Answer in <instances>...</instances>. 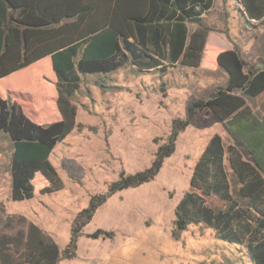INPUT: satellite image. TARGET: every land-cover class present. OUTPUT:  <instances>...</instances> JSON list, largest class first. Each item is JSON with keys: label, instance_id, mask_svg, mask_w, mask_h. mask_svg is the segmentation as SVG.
I'll return each instance as SVG.
<instances>
[{"label": "trees", "instance_id": "obj_1", "mask_svg": "<svg viewBox=\"0 0 264 264\" xmlns=\"http://www.w3.org/2000/svg\"><path fill=\"white\" fill-rule=\"evenodd\" d=\"M215 1L0 0V79L30 68L23 82L0 83V133L13 146V200L65 187L50 155L77 126L74 98L83 85L92 82L107 91L117 86L112 73L129 65L161 75L182 65L219 69L227 76L190 102L188 115L173 120L149 167L121 170L106 192L91 197L76 215L63 249L26 216L0 213V264H62L77 258L79 238L97 210L113 194L153 181L176 151L178 135L206 111L225 122L250 159L214 134L176 206L173 234L201 225L213 230L242 264H264V115L247 99L264 93V57L250 62L237 44L222 49L207 41L211 32L229 36L227 27L216 31L208 22ZM236 1L245 16L264 22V0ZM47 107L41 117L38 112ZM87 236L112 238L114 233L98 229Z\"/></svg>", "mask_w": 264, "mask_h": 264}, {"label": "rangeland", "instance_id": "obj_2", "mask_svg": "<svg viewBox=\"0 0 264 264\" xmlns=\"http://www.w3.org/2000/svg\"><path fill=\"white\" fill-rule=\"evenodd\" d=\"M242 10L236 0H216L208 22L216 31L227 27L229 36L211 32L207 41L219 48L237 44L243 56L254 62L264 57V22L252 21ZM111 76L117 86L105 91L91 82L74 98L77 126L50 155L64 181L62 190L13 200L9 170L13 146L0 133V213L26 216L50 233L61 249L70 241L76 215L91 197L106 192L121 170L136 173L149 167L173 120L188 115L190 102L227 78L219 69L182 65L165 75L138 72L129 65ZM247 99L262 116L264 95ZM48 108L38 114L42 117ZM214 134L236 144L250 159L224 121L215 113H200L178 135L176 151L165 159L156 178L110 196L84 227L77 258L62 264H242L207 227L192 225L177 237L173 234L176 206L190 189L195 165ZM98 229L113 231L114 237L87 236Z\"/></svg>", "mask_w": 264, "mask_h": 264}, {"label": "crops", "instance_id": "obj_3", "mask_svg": "<svg viewBox=\"0 0 264 264\" xmlns=\"http://www.w3.org/2000/svg\"><path fill=\"white\" fill-rule=\"evenodd\" d=\"M230 1V0H229ZM228 1V2H229ZM214 4H215V2H214ZM194 29V27L193 28H191V30H193ZM210 36V35H209ZM219 48V47H218ZM230 48H232V47H227V48H222V49H230ZM233 49V48H232ZM242 52V51H241ZM243 55V54H242ZM250 61V60H249ZM1 70V69H0ZM30 68H27V69H24V70H19V71H17V72H14L13 74H11V75H9L7 78H5V79H0V83H5V82H7L8 81V83L11 85H15V84H18V83H21V82H23L27 77H29V73H30ZM261 95H264V93H262ZM260 95V96H261ZM264 115V114H263Z\"/></svg>", "mask_w": 264, "mask_h": 264}]
</instances>
